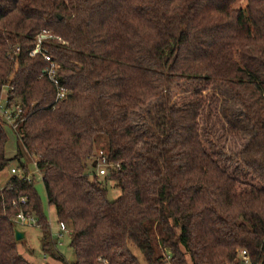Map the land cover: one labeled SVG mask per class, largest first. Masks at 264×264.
I'll return each mask as SVG.
<instances>
[{
	"label": "trees",
	"instance_id": "16d2710c",
	"mask_svg": "<svg viewBox=\"0 0 264 264\" xmlns=\"http://www.w3.org/2000/svg\"><path fill=\"white\" fill-rule=\"evenodd\" d=\"M235 1L0 0V86L26 118L11 158L0 123V174L20 171L0 188V264H29L19 212L36 219L41 252L64 264H140L133 251L161 264L157 248L169 264H242L241 251L264 264V0ZM43 31L58 102L47 63L29 56ZM219 84L252 132L238 153L224 146L235 131L216 111ZM99 137L119 166L103 181L87 164ZM23 150L70 229L73 263L57 251ZM107 181L120 192L112 201Z\"/></svg>",
	"mask_w": 264,
	"mask_h": 264
},
{
	"label": "rangeland",
	"instance_id": "374dc122",
	"mask_svg": "<svg viewBox=\"0 0 264 264\" xmlns=\"http://www.w3.org/2000/svg\"><path fill=\"white\" fill-rule=\"evenodd\" d=\"M245 0H236L233 8L234 9H244ZM216 90L218 92L219 103L217 105V112L220 117L223 119L222 123L225 124L229 129L235 131V135L230 133H226L224 137V146L227 151H231V153H238L249 141L252 136V132L248 129L242 119V113L240 107L234 103V101L230 97V93L227 88L223 84H219L216 86ZM143 114L140 112L132 115L130 117L131 123L135 128H140L145 125V123L141 122ZM8 136V142L5 146V154L8 158L13 157L17 151L18 138L15 134H12L10 131H5ZM98 143L95 144L94 153L92 159L87 163L89 167V172H93L96 178L103 181V176L98 177L96 169L92 170L90 167L91 162H94L97 158V153L103 149L102 147L105 144V140L102 137L98 138ZM24 153V161L26 164V169L30 178H32L34 182L35 191L40 199L43 213L48 220L50 225V229L52 234L56 239H59L61 243L60 247H58V251L63 257V260L67 263L74 262V255L72 250L69 247V235L63 234L62 237H58L57 228L58 223L55 218L54 209L51 206L47 205L46 193L41 181V175L36 170V164L34 159L31 157L29 153L23 150ZM92 166V165H91ZM10 168H14L16 170L17 167L12 164ZM10 168L0 174V188L6 183L8 177L10 176ZM106 188L108 191V199L110 201L117 198L119 195V190L114 187V185L107 181ZM16 227V231L24 234L23 239L17 241V249L18 253L21 257L25 259L29 264H64L62 261L53 258L52 256L44 255L40 249V241L42 238V233L38 228H22ZM66 229L70 231V229L66 226ZM134 255L138 259L140 264H144L142 260V256L138 251H133ZM157 256H161V264H169L168 259L164 256V251L161 248H157L156 251Z\"/></svg>",
	"mask_w": 264,
	"mask_h": 264
},
{
	"label": "built area",
	"instance_id": "2783aa9c",
	"mask_svg": "<svg viewBox=\"0 0 264 264\" xmlns=\"http://www.w3.org/2000/svg\"><path fill=\"white\" fill-rule=\"evenodd\" d=\"M51 38L49 34L43 31L36 38V43L33 50L30 52L29 56L33 57L36 54H40L44 61L47 63V67L43 71L50 83L55 87V102L61 101L64 98L65 90L62 87L58 86V82L55 78V73L57 70V65L53 59L43 52L41 49L42 42ZM57 41H61L59 38H56ZM26 118L23 115L22 107L19 103H15L10 99L7 86H0V123L4 131H10L12 134L18 135V130L25 122ZM97 176L102 177L108 175L109 169H118V165H113L107 161V158L103 155L101 151L97 153V158L93 162ZM10 175H20V171L14 168L10 169ZM21 204L25 203L24 199L20 200ZM17 227L22 228H38L36 219L24 212H19L13 219ZM63 234H69L66 229V225L63 223L58 224V237H62ZM240 259L242 264H249V259L245 251H241Z\"/></svg>",
	"mask_w": 264,
	"mask_h": 264
},
{
	"label": "water",
	"instance_id": "95a60500",
	"mask_svg": "<svg viewBox=\"0 0 264 264\" xmlns=\"http://www.w3.org/2000/svg\"><path fill=\"white\" fill-rule=\"evenodd\" d=\"M24 235L18 231L15 232V240L19 241L21 239H23Z\"/></svg>",
	"mask_w": 264,
	"mask_h": 264
},
{
	"label": "crops",
	"instance_id": "0c3cea01",
	"mask_svg": "<svg viewBox=\"0 0 264 264\" xmlns=\"http://www.w3.org/2000/svg\"><path fill=\"white\" fill-rule=\"evenodd\" d=\"M58 229V228H57ZM52 234V231H51ZM24 235V234H23ZM57 235H58V230H57ZM53 239H55V242L57 243V251H58V247H60L61 243L59 242V239H56L55 236L52 234ZM59 252V251H58ZM60 254V253H59ZM61 255V254H60Z\"/></svg>",
	"mask_w": 264,
	"mask_h": 264
}]
</instances>
